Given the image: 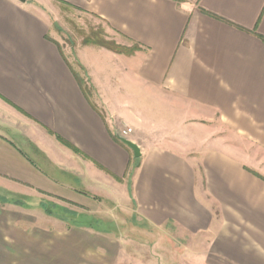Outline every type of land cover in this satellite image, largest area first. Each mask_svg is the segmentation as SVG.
<instances>
[{
    "label": "crops",
    "instance_id": "obj_1",
    "mask_svg": "<svg viewBox=\"0 0 264 264\" xmlns=\"http://www.w3.org/2000/svg\"><path fill=\"white\" fill-rule=\"evenodd\" d=\"M61 7L139 50L63 46ZM0 264H264V0H0Z\"/></svg>",
    "mask_w": 264,
    "mask_h": 264
},
{
    "label": "rangeland",
    "instance_id": "obj_2",
    "mask_svg": "<svg viewBox=\"0 0 264 264\" xmlns=\"http://www.w3.org/2000/svg\"><path fill=\"white\" fill-rule=\"evenodd\" d=\"M52 19V17H51ZM52 31L54 36L62 43L63 46H68L69 48L77 47L79 44H84V40L89 39L91 41H108L113 42L117 45L119 40L124 41L123 39H118L116 35H114L107 27V25L95 17L84 14L82 12H78L75 9L61 7L60 12L56 15H53L52 19ZM125 42V41H124ZM85 45V44H84ZM80 73V72H79ZM86 87L89 94H91V90H89L88 85L83 83ZM205 121H197L196 123V131H197V144L203 143L205 138L204 127ZM210 125L216 129L217 136L219 138H223L232 146L233 150L229 151L228 154L235 158L242 160L246 165L251 166L252 159V144L251 140L245 137H238L233 133L231 129L227 126L222 125L218 118L215 117ZM192 127V126H191ZM123 130V129H122ZM182 129L178 128L174 131V136L177 133H181ZM184 138V137H181ZM187 138V136L185 137ZM239 148V150H238ZM199 154V153H197ZM251 171V167L249 168ZM136 222H134V232L133 238L140 239L139 234H136ZM152 234L153 232L150 231ZM150 238H152L150 236Z\"/></svg>",
    "mask_w": 264,
    "mask_h": 264
},
{
    "label": "trees",
    "instance_id": "obj_3",
    "mask_svg": "<svg viewBox=\"0 0 264 264\" xmlns=\"http://www.w3.org/2000/svg\"><path fill=\"white\" fill-rule=\"evenodd\" d=\"M84 44L85 45H88V44L96 45L99 47L106 48V49H108L114 53L125 54V55H131L134 52H136L137 50H139V46H137V45H132L131 47H123V46L117 45L113 42H108V41H104V40L91 41L89 39H86V40H84ZM78 83H79L80 87L85 90L86 95H89V92L87 91L86 87H84V88L82 87L83 83H81V81L79 79H78ZM131 174H132V172L130 171L129 175H131Z\"/></svg>",
    "mask_w": 264,
    "mask_h": 264
},
{
    "label": "water",
    "instance_id": "obj_4",
    "mask_svg": "<svg viewBox=\"0 0 264 264\" xmlns=\"http://www.w3.org/2000/svg\"><path fill=\"white\" fill-rule=\"evenodd\" d=\"M20 3H25L26 0H16ZM120 141L126 145L127 147H129L132 151H133V154H134V157H139L140 156V151H139V148L134 144L132 143L131 141L125 139V138H119Z\"/></svg>",
    "mask_w": 264,
    "mask_h": 264
},
{
    "label": "built area",
    "instance_id": "obj_5",
    "mask_svg": "<svg viewBox=\"0 0 264 264\" xmlns=\"http://www.w3.org/2000/svg\"><path fill=\"white\" fill-rule=\"evenodd\" d=\"M131 133V129H123L117 135L119 138H126Z\"/></svg>",
    "mask_w": 264,
    "mask_h": 264
}]
</instances>
